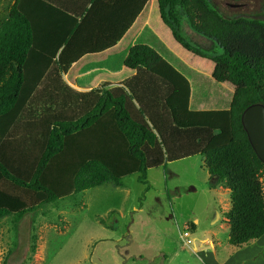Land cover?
I'll list each match as a JSON object with an SVG mask.
<instances>
[{
    "label": "trees",
    "instance_id": "1",
    "mask_svg": "<svg viewBox=\"0 0 264 264\" xmlns=\"http://www.w3.org/2000/svg\"><path fill=\"white\" fill-rule=\"evenodd\" d=\"M147 1H133L128 18H105L107 28L94 29L100 0H92L79 22L64 13L58 32L42 23L52 8L44 0H0V220L104 184L121 186L134 174L146 185L149 169L202 156L211 187L229 190L227 243L241 249L264 236V165L240 122L246 108L264 105V22L226 18L207 0H156L173 39L214 64L209 78L148 28L94 65L136 71L122 88L77 93L62 78L77 59L115 46ZM185 24L210 47L185 38ZM81 35L89 38L78 45ZM199 79L211 88L196 97Z\"/></svg>",
    "mask_w": 264,
    "mask_h": 264
},
{
    "label": "rangeland",
    "instance_id": "2",
    "mask_svg": "<svg viewBox=\"0 0 264 264\" xmlns=\"http://www.w3.org/2000/svg\"><path fill=\"white\" fill-rule=\"evenodd\" d=\"M207 2L226 18L264 22V0ZM188 33L182 27L185 38L210 47L207 40L197 35L193 40ZM179 58L188 69L200 73H208L212 63L184 49ZM206 84L193 81V94L202 96L198 92L200 86L202 91L210 87ZM222 89L230 93L227 87ZM138 177H124L118 187L104 184L86 190L20 219H1L0 264H206L200 256L207 251L199 249L211 240L221 264L231 259L232 264H241L259 247L257 257L264 258V236L241 249L227 243L229 190L223 184L211 187L202 156L149 169L146 185ZM262 190L264 194V184ZM185 228L190 246L180 238Z\"/></svg>",
    "mask_w": 264,
    "mask_h": 264
},
{
    "label": "crops",
    "instance_id": "3",
    "mask_svg": "<svg viewBox=\"0 0 264 264\" xmlns=\"http://www.w3.org/2000/svg\"><path fill=\"white\" fill-rule=\"evenodd\" d=\"M44 1L45 3L49 4L52 8L45 9L42 23L45 28L50 30H55L58 32L61 31V25L63 21L67 20L64 13L70 17L75 18L79 22L82 19V17L85 15V12L91 7V3H92V0H44ZM133 1L136 3L139 0H100V2H98V5L96 7V10L98 9V11L97 12L94 11V14L92 16L91 24L93 28L94 29L107 28V25L104 22L105 18L115 19L117 18L118 15L119 16L122 15V19H125L126 17L128 18V16L131 15L130 10ZM144 28H148L167 47V49L173 54V56L180 60L179 52L183 48L174 39H173L174 42L170 40L167 31H165L166 30L165 28L167 27L161 21L156 0H148L145 4V7L137 16L133 24L130 26V28L127 30V32L122 36L120 41L115 46L107 50H104L102 52H93L86 54L81 58L77 59L76 62L71 64L67 72L64 75H62V78L66 83V85L77 93H88L95 89L112 90L114 88L123 87L124 82L128 81L129 79L133 78L136 75V71L123 67L118 72H111L109 70L95 68L94 65L107 60L108 57L110 56L116 55L124 51L129 46H133L135 44L136 38L140 35V33ZM183 28L185 29V31H187V33L191 32L190 34L188 33V35H190L193 40H196L195 38H193V36H196L197 34L193 33L187 27L186 24L183 26ZM88 29L90 30V28ZM85 32L86 34L89 33L87 29ZM88 38H89L88 35H81L80 37L76 38V42L78 45H82L83 42L82 40ZM60 51L61 49L58 51V54L60 53ZM182 63L185 65L184 62ZM213 68H214V64L209 63V69H207L208 73H200L198 68L196 73L200 74L203 77H210ZM117 80H119V82L123 80V83L114 82ZM103 83L104 85H99ZM201 88L202 86H200V89ZM135 106L137 107L136 104ZM199 107L203 108L202 105H200ZM204 242L205 243L200 246L199 250L207 251V252L201 253L200 258L206 264H221L218 260L216 251L215 252L212 251L215 249V244L213 243V241L211 240ZM259 248L255 250L251 255L242 259L243 261L241 262V264H264V258L257 257V255L260 253ZM253 257L257 261L254 260ZM232 262L233 260L231 259L227 263H222V264H232Z\"/></svg>",
    "mask_w": 264,
    "mask_h": 264
},
{
    "label": "water",
    "instance_id": "4",
    "mask_svg": "<svg viewBox=\"0 0 264 264\" xmlns=\"http://www.w3.org/2000/svg\"><path fill=\"white\" fill-rule=\"evenodd\" d=\"M240 122L253 152L264 165V105L255 104L246 108Z\"/></svg>",
    "mask_w": 264,
    "mask_h": 264
},
{
    "label": "built area",
    "instance_id": "5",
    "mask_svg": "<svg viewBox=\"0 0 264 264\" xmlns=\"http://www.w3.org/2000/svg\"><path fill=\"white\" fill-rule=\"evenodd\" d=\"M188 231V228H185V230L182 231L180 235V238L183 240L186 246H190L191 244V240L189 239L190 233Z\"/></svg>",
    "mask_w": 264,
    "mask_h": 264
}]
</instances>
